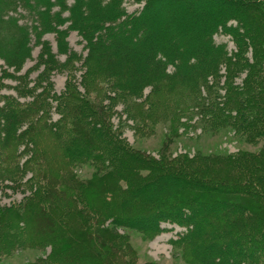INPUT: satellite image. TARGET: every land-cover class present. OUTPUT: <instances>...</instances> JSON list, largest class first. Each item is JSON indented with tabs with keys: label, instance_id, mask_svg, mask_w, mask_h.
I'll use <instances>...</instances> for the list:
<instances>
[{
	"label": "trees",
	"instance_id": "16d2710c",
	"mask_svg": "<svg viewBox=\"0 0 264 264\" xmlns=\"http://www.w3.org/2000/svg\"><path fill=\"white\" fill-rule=\"evenodd\" d=\"M134 1L143 3L141 8L124 16L122 0H73L68 9L66 0H0V60L7 68L19 70L30 56L31 37L50 29L53 22L62 21V12L52 11L60 7L61 11L69 12L70 26L77 24L86 43L93 45L88 49L87 68L80 83L84 87L95 82L105 85L97 91L103 95L80 98L71 87L70 77L66 94L56 97L59 103L53 107L60 111L55 125L61 124L62 128L40 124L51 106L42 93L37 96L40 100L24 106L11 101L0 106V181H11L27 193L22 202L0 214V231L12 234L5 241L16 247L19 242L33 248L49 245L52 264H114L122 257L120 247L124 256L131 251L119 245L115 251L119 256L111 252L109 226L151 236L163 230L160 225L174 224L184 229L173 243L182 247L188 264H263L260 254L264 255V157L262 166L257 164L255 170L256 156L243 152L222 158L197 154L195 158L210 164L206 170L190 165L176 167L169 159L156 163L120 138L118 125L109 120L112 106L99 104L108 94L110 102L126 101L124 110L132 113V118L141 117L142 104L130 107L128 100L137 98L149 87L146 101L150 110L144 111L145 115L171 117L170 122L175 125L179 113L191 117L187 103L193 102L201 116L200 127L205 131L207 128L213 133L232 131L234 136H244L250 143L264 142V128L260 125V119L264 118V1L235 0L232 9L225 0H217L216 6L209 0L184 1L183 6L190 13L187 16H193V23L199 16L203 24L196 22L193 29L196 39L188 40L185 29L178 26L181 37L177 34L157 46L149 45L152 36L148 26L155 11L162 9L168 0ZM18 7L25 8L33 23L19 24L10 14ZM91 12L106 16L99 20L100 26L84 23L83 17L87 18ZM229 22L235 26L228 25ZM139 25L147 27L135 42L142 53L149 49L150 61L145 63L141 62L139 50L134 52L125 44L130 40L120 35L125 29L118 30L126 26L132 28L129 30L133 34L139 32ZM100 27L113 32L110 36L114 41L110 53L116 54L113 63L101 57L102 44L110 34L100 36ZM219 33L230 37L236 50L232 57L226 45L214 42L213 37ZM182 46L185 48L180 51ZM248 47H252L255 59V67L247 74L250 85L245 80L246 84L237 91L229 83H223V87L229 88L224 93L225 109H219L214 102L218 91L217 85H213L216 80L208 86L212 92L207 97L199 96L198 83L205 84V78L212 75L217 77L218 65L224 64L232 78L240 67H248L246 60L240 64L236 60ZM48 50L49 47L39 54L40 58L46 56V64ZM191 52L196 58L188 55ZM182 57H188L185 65ZM71 62L58 66L73 70ZM145 64L152 66L151 72ZM47 68L52 69L50 63ZM15 89L19 97L33 93L22 80ZM39 125L43 134L40 138ZM22 158L21 166L15 164L16 159ZM68 166H85L94 172L81 180L66 170ZM26 171L31 172L27 179ZM217 172L225 175L216 178ZM67 176L73 179L71 183H62ZM229 176L238 178H225ZM220 221L223 224L219 227ZM6 233L0 236V242ZM128 260L122 263L131 264Z\"/></svg>",
	"mask_w": 264,
	"mask_h": 264
},
{
	"label": "rangeland",
	"instance_id": "374dc122",
	"mask_svg": "<svg viewBox=\"0 0 264 264\" xmlns=\"http://www.w3.org/2000/svg\"><path fill=\"white\" fill-rule=\"evenodd\" d=\"M184 1L187 0H179L178 2H172L171 0H168L164 4V7L162 6L164 10L162 8L155 11L156 14L154 20L152 21V24L148 26V32L151 31L152 36L149 45L157 46L158 43L174 38L175 36H177V34H179L178 37H181L179 29L177 31L178 26L182 27V29H185V37H187L188 40L193 41L194 38L196 39V34L193 30L196 26V22L200 25L203 24L200 23L199 16L198 20H195V23H193V16H187L190 13L189 11H187V9H185V5L183 6ZM225 1L229 2L230 5H228V7L232 9V3L235 0ZM72 2L73 0H66L67 9L70 5H72ZM209 2L214 6L219 4L217 0H209ZM142 4L143 3H141L140 1L135 2L134 0H122V14L125 16L136 13L141 8ZM159 6L161 5H158V8ZM67 9L63 11H61L62 9H60V7H54L52 9L53 12H62V14L60 15L62 21L53 22L50 25V29H47L46 31H44V33L40 34L37 37L35 35L31 37L30 56L23 62L22 67L19 70L7 68L5 64L0 60V97L5 96V99H0V106H2L3 103L10 101L24 106L30 104L32 100H40L37 96L38 94L42 93L44 96L46 95V97L49 98L51 106L49 109V114L47 113L46 117L44 116V119L40 122V124L46 123V125L48 126L51 125L50 128H53L54 126H59L60 128H62L61 124L55 125L60 117V111L54 109L56 106V102L59 103L56 97L66 94V85L70 77L72 78V82L70 83L71 87L74 88V92H76V94L80 98L89 97L94 99L95 94L103 95L102 93H99L97 91L99 90V88L105 86L95 82L88 87H86V85L84 87L83 83H80L81 76L84 74L87 68L85 63L88 58V49L90 50V48H93V45L90 44V42L86 43L87 39L83 37L81 29L77 27V24H73L72 26H70V23L67 21L69 17V12L67 11ZM10 14H12L16 19L19 20V24L33 23L31 16L28 14L25 8L18 7L16 9V12H12ZM97 14L98 15L95 16L94 13L91 12L87 18L83 17L85 20L84 23L100 26L99 20L106 19V16H104V14L100 15V13ZM95 17L98 19H96ZM188 17H190V19H188ZM119 18L122 20L123 17L121 18L119 16ZM108 24L109 22L104 23V26H107ZM144 24H146V22H144ZM228 25L235 26V24L232 22H229ZM121 29H125V31H122L123 33L120 35L128 36L130 38L129 44L125 42L128 49L131 48L134 50V52H137L138 50L139 52H141L140 50L142 49L138 47L135 42L139 39V36H141L143 32L147 30V27L139 25V32L137 31L133 34L131 33L132 30H129L132 28L126 26L124 28L118 27V30ZM99 30L100 31L98 32L100 33V36H104L105 33L110 34L102 44L104 48V56L101 57L113 63V56H115L116 59V54L114 52L110 53L114 48V41H112V38L110 37L113 32H111L110 30L104 31L101 27ZM181 32L183 31L181 30ZM213 40L216 44L226 45L227 52L230 56L235 53L236 50L234 48V45L231 42L230 37H228L227 35L219 33L213 37ZM47 47H49L48 51L51 55L50 56L48 54V63H50L52 69L47 68L48 63H45L46 56L44 55L42 58H40L39 56L40 52L47 49ZM184 48L185 47L182 46L180 51H182ZM147 50V53L146 51H144L143 53L141 52L140 54H138L140 55L141 62L143 63L150 61L148 55L149 49ZM188 55L190 57L193 56L194 58H196L194 52H191ZM239 55L240 56L236 58L238 64H240L244 59V62L246 60V65L248 67H240V71L237 72L235 77H230V72L227 67L224 64H220L215 69L217 77L212 75L205 78V84L201 82L198 83L200 86L198 90L199 96L207 97L209 92H212L209 88L210 85L216 80V83H213V85H217L218 91L214 102H216V105H219H217L219 109H225L226 96H224V93L229 90L228 87H223V83H229V85L235 88V90L237 91L238 89L240 90V88L246 83L247 86L250 85L247 74L253 67H255V59H253L252 47H248L247 49H245L243 55L241 53H239ZM186 58H183L184 65L186 64ZM241 58L242 60H240ZM69 60L73 61L71 62L74 66L73 70L58 66V63H63L65 61L67 63V61ZM142 66H144V64ZM145 68L150 72L153 69L152 66L146 67V64ZM195 68L196 66L191 67L190 70H193ZM227 72L229 76H227ZM39 76L42 77L41 81L39 80ZM20 80L25 83L28 90L33 89L37 86L36 89H33V93H31V95L19 97L15 87L18 86ZM201 85H203V87H201ZM150 91L151 90L149 87H145L137 98L128 100L130 107L136 108L135 105L142 104V108H140L142 112L141 117L135 116V119L132 118V113L128 114L129 112L124 110L126 101L110 102L109 98H107V94L104 97L103 101L99 104V106L108 105V108L112 106L110 109V123L112 125H118L120 138L130 147H133L138 152L142 153V155L146 157V159H151V161H155L156 163L161 161L160 159H167L166 161H168L169 159L172 165L176 167H180L181 165H190L198 167L201 170H206L210 166V164L206 163L205 165L203 161L201 162L200 160H198V158H195L197 154L205 156L207 158H211V156H220L222 158L223 156L234 157L240 154V152H243L256 156L254 170L256 169L257 164L262 166V164L260 163L264 157V142L256 141V143H250V141H245V138H243L244 136H234L232 131L229 133L224 131L213 133L209 132L208 128L207 131H205L200 127L201 122L199 121L201 116L197 114L194 108L195 105L191 104L193 102L187 103L188 107H190L189 115L191 114V117H185L179 113V115L176 117L178 122L175 125H172V123L170 122L169 118L171 117L166 118L167 116L164 117L163 115H159L158 118H155L154 116L152 117L147 114L145 115L143 112L150 110V106L148 105L149 103L146 101ZM213 95L214 94L211 95L210 99H212ZM100 98L102 99L103 96H101ZM186 109L187 108H185V110ZM222 112H224V110H222ZM154 120H157L156 123H151V121ZM260 120H262V124L260 125L263 129L264 118L262 117ZM137 126H139V129L135 128ZM24 127L25 126H23L21 130L24 129ZM37 131L39 132L37 135L40 138V135H43L40 132V125ZM9 152L10 150L7 151V153ZM23 160L24 158L16 159L15 164L18 162V164L21 166ZM68 168L69 169H66L67 171H71V173L75 177H78L81 180L87 179L94 172L92 168L85 166H68ZM67 171L63 173H67ZM213 171H215V169H213ZM25 173L26 174L24 177L25 179H27L30 176L31 172L26 171ZM253 173L258 172L253 171ZM224 175L225 173H223L222 175V172H217V174L214 173V177L216 176V178H223ZM225 178L235 180L238 177L229 176ZM72 180L73 179L70 180L69 176H67L62 183L70 184L71 182L69 181ZM16 186L17 185L12 183L11 181H0V214L9 207L15 206L17 203L22 202V200H24L25 196L27 195V193L23 191V188H18ZM229 199L236 200L233 197H230ZM250 208L253 209L254 207ZM217 224L220 227L223 223L222 221H220ZM160 227L163 230H161L157 234L146 236L144 234L125 229L124 227L119 228L109 226V238L111 239V241L113 240V243L110 246V248L112 249L111 252L117 256L121 255L122 252V257L120 256L121 259L116 260L114 264H123L124 260H127L128 258L130 259L128 260V263L131 264H188L184 261L182 247L173 243L181 237L184 229L174 224H162L160 225ZM5 233L6 232L2 229L0 231V236L2 237V235H4ZM236 234L238 235V233ZM7 235L8 234L6 233L5 237H3L2 239L3 241L0 242V264H37L40 261H42L43 264H52V248L49 245H47L46 247L40 246L33 248L24 246L21 242H19L20 244H18V246L16 247L15 244H8L5 241L7 239ZM8 236H12V234ZM50 237V235L47 236L48 240H51ZM112 245L115 246L113 247ZM119 245L124 246L125 248L129 247V249H126L131 251L129 255H123V247H120L121 249H119L118 251L119 255L115 253ZM260 255L262 256V258H264V255ZM214 264H216V262Z\"/></svg>",
	"mask_w": 264,
	"mask_h": 264
}]
</instances>
